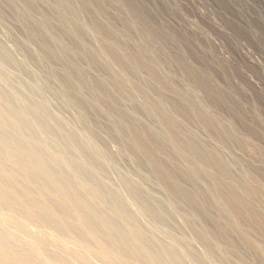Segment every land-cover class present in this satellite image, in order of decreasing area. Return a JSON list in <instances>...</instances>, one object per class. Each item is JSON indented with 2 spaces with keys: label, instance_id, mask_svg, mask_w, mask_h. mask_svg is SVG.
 Wrapping results in <instances>:
<instances>
[{
  "label": "rangeland",
  "instance_id": "obj_1",
  "mask_svg": "<svg viewBox=\"0 0 264 264\" xmlns=\"http://www.w3.org/2000/svg\"><path fill=\"white\" fill-rule=\"evenodd\" d=\"M1 190L29 264H264V0H0Z\"/></svg>",
  "mask_w": 264,
  "mask_h": 264
},
{
  "label": "bare ground",
  "instance_id": "obj_2",
  "mask_svg": "<svg viewBox=\"0 0 264 264\" xmlns=\"http://www.w3.org/2000/svg\"><path fill=\"white\" fill-rule=\"evenodd\" d=\"M38 157V156H37ZM41 158V157H40ZM34 159V158H33ZM39 163V162H38ZM42 165L40 164V167H41ZM42 168H43V166H42ZM53 181H54V179H53ZM63 182V181H62ZM65 187V186H64ZM2 190L0 191V196L2 197ZM63 195H65V194H63ZM1 197H0V199H1ZM68 197V196H67ZM4 198V197H3ZM65 199V198H64ZM1 200H3V199H1ZM81 204V203H80ZM9 213V212H8ZM8 213H7V216H9L8 215ZM5 216V215H4ZM12 217V216H11ZM10 218V217H9ZM6 219V218H5ZM12 219H14V218H12ZM11 219V220H12ZM1 221H2V219H0ZM5 221V220H4ZM84 221V220H83ZM7 222V221H6ZM13 222V221H12ZM28 222H29V220H28ZM5 223V222H4ZM7 223H9V222H7ZM24 223V222H23ZM19 224H21V223H19ZM6 226H8L7 224H5ZM10 225V224H9ZM16 225V224H15ZM14 226V225H13ZM21 226V225H20ZM19 226V227H20ZM25 226V225H24ZM24 226H22V227H24ZM16 227H17V225H16ZM15 227V228H16ZM26 227V226H25ZM10 228V227H9ZM27 228V227H26ZM29 228V227H28ZM2 229V228H1ZM14 229V228H13ZM7 230V229H6ZM25 230V229H24ZM23 229H22V231L23 232H25ZM29 230V229H28ZM31 230V229H30ZM4 231H5V229H4ZM16 231H18V230H16ZM3 232V231H2ZM15 232V231H14ZM10 233V232H9ZM21 233V232H20ZM1 234V233H0ZM19 234V233H18ZM17 233H16V235H18ZM4 235V234H3ZM15 235V234H14ZM22 235H23V233H22ZM21 235V236H22ZM26 235V234H25ZM30 235V234H29ZM19 236V235H18ZM0 237H1V235H0ZM23 237V236H22ZM21 237V238H22ZM29 237V236H28ZM14 238V237H13ZM37 238V237H36ZM3 239V238H2ZM15 239V238H14ZM23 239V238H22ZM16 240V239H15ZM27 240V239H26ZM7 243L8 242H6L5 240H0V264H29V261L27 260V256L26 257H24V256H17V255H15L14 253H13V251L9 248V247H7ZM38 243V242H37ZM34 249V248H33ZM35 251L37 252V247L35 248ZM15 252V251H14ZM107 252V251H106ZM109 254V253H108ZM20 255V254H19ZM40 255H41V253H40ZM30 260V259H29ZM86 262V261H85Z\"/></svg>",
  "mask_w": 264,
  "mask_h": 264
}]
</instances>
